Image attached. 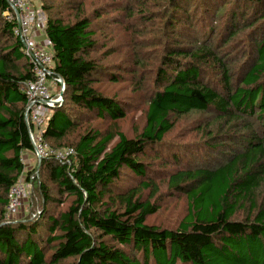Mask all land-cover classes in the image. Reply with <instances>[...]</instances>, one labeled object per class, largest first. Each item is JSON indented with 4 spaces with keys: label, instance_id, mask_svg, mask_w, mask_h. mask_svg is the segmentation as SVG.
<instances>
[{
    "label": "trees",
    "instance_id": "obj_1",
    "mask_svg": "<svg viewBox=\"0 0 264 264\" xmlns=\"http://www.w3.org/2000/svg\"><path fill=\"white\" fill-rule=\"evenodd\" d=\"M41 1L49 14L46 34L54 54L51 79L61 77L65 82L63 103L52 108L44 137L53 147H72L75 152L66 160L42 158L34 167L36 175L28 179L33 189L42 172L61 196L70 195L73 200L57 215L49 212L48 205L59 203L58 196L51 197L38 179L35 185L45 209L24 220L5 218L10 188L25 171L22 156L34 151L25 120V85L34 79V71L13 32L16 21L2 17L9 2L0 0V36L13 40L0 50V264H64L68 259H73L71 264H264V37L256 45L254 62L236 85L226 59L201 43L207 38L197 40L194 30L187 34L188 27H195L198 10L205 13L213 5L210 18L218 20L217 14L223 12L213 4L215 0H200L198 8L194 3L191 14L192 0H151L166 1L156 16L167 12L161 32L167 30L176 40L161 56L155 78L158 89L149 100L145 124L140 133L129 137L117 127V121L126 116L123 103L96 86L104 66L92 56L96 44L92 26L108 12L87 13L82 1L73 7L70 21L55 12L54 1L59 0ZM235 2H240L242 12L231 10L226 16L229 39L235 37L238 21L245 18L241 26L264 21V0ZM139 3L135 2L138 9L133 8L131 15L146 12ZM123 9L127 7L120 5L119 10ZM23 59L25 63L18 64ZM204 66L218 70L220 84L203 74ZM112 77L119 81L116 74ZM196 112H212L217 123L215 131L210 124L204 127L205 139L216 142L202 147L217 152L222 148L219 154L229 152L228 157L217 166L175 170L169 187L187 195V214L174 228L149 223L147 217L159 209L152 201L157 186L143 180L116 193V182L125 169L144 177L148 164L141 156L164 145L177 117ZM89 113L109 119L112 127L105 131L82 128L79 122ZM252 117L258 124L250 121ZM225 127L243 135L230 147L227 138H220L229 135ZM148 188L150 198L143 199L140 191ZM134 251L143 253L142 259Z\"/></svg>",
    "mask_w": 264,
    "mask_h": 264
},
{
    "label": "rangeland",
    "instance_id": "obj_2",
    "mask_svg": "<svg viewBox=\"0 0 264 264\" xmlns=\"http://www.w3.org/2000/svg\"><path fill=\"white\" fill-rule=\"evenodd\" d=\"M82 1L86 2L87 13L98 10L108 12L102 19H95L92 26L93 30H95L94 38L96 39L92 56L100 65L104 66V70L98 73L96 86L104 94L116 96L121 100L126 111V116L117 121V127L129 137H133L141 132L145 124V114L149 100L155 90L158 89L155 78L158 74V67L161 64V56L166 50H169V46L176 40L173 35L170 36L168 34L167 30L164 33L161 32L165 30L164 23L167 12L166 16H156V14L160 13L161 8L166 7V1L153 3L151 0H148L145 4L143 1L141 5L138 0H59V2L54 1L56 3L54 7L57 8L55 12L71 21L74 19L73 7ZM30 2L36 8H39L47 19L49 14L46 9H42V1L30 0ZM135 2L139 3L140 10L146 7V12L142 10L139 12V15H131L133 8L138 9ZM194 3L198 4V8L200 0H192V7L189 6L188 8L190 14ZM213 4L218 5L220 7L219 11L222 10L221 12H223L221 15L217 14L218 20L213 21L210 18L213 5L205 13H201L203 10H198L197 20L193 21L195 27L191 30L188 27L187 34L194 30L197 31L199 37L197 40L203 37L207 38L206 41L203 39L204 43H201L212 47L214 50L217 49L218 52H215L226 59L225 62H228L232 69L234 83L238 85L241 82L239 78L243 76L249 65L256 58V45L264 37V21L256 22L252 26L249 25L250 27L248 25L241 26L244 24L245 18L238 21V29L234 31L236 35L234 38L229 39L228 28L230 22L226 16L230 14L231 10L239 12L241 10L242 12L241 4L240 2L236 3L235 0H215ZM120 5L127 7V9L119 10ZM6 15L7 12L5 11L2 17L6 18ZM206 15H208V18H205ZM201 25L205 28V31H203ZM209 25L212 26L211 30L209 29L211 28ZM185 31L186 28L183 30L184 34ZM203 33H205V36H202ZM180 41V44L184 43L181 39ZM12 43L13 40L3 37V35L0 36V50L3 46ZM48 49H52V47ZM24 63V59L18 62L21 65ZM216 70L215 67L209 66H204L203 69V74H207V78L215 85L217 83L220 84L221 80L220 73ZM114 74H116L119 81H114L112 77ZM67 108L71 109V106L68 105ZM91 114L89 113V115ZM25 115V120L30 129L32 126L31 118H27V114ZM175 120V126L166 135L163 142L164 145L157 148L152 147L141 156V159L145 160L148 164V173L143 177L125 169L120 179L116 182L118 190H115L118 193L140 185L143 180L152 181L158 188V192L152 197V201H156L159 209L154 214L149 215L147 221L169 228L176 227L188 211L187 195L169 187L168 181L170 175L175 170L186 167L195 168L201 165L217 166L229 154V152L226 155L219 154V151L222 152V148L217 152L211 148L202 147L203 144L209 145L216 142L205 139L207 135L205 134L204 127L207 128L210 124L213 131L217 128V123L212 112H196L177 117ZM250 121L258 124L257 119L254 117L250 118ZM79 124L82 128L92 126L101 131L112 127L109 119L102 120L96 118L94 115L81 119ZM238 131L234 127H225L224 132L229 135H224L220 138H227V146L230 147L234 140L243 136ZM175 160H179V162ZM37 162L38 160L36 159L33 165H28L24 161L25 171L20 178L22 181H28V178L31 180V176L36 175L34 167ZM38 179H41V182L46 184L51 197L55 198L58 196L57 200H59V203H50L48 205L49 212H55L57 215L63 208L69 206L73 197L70 195L61 196L53 183L45 181L42 172L41 176L39 174ZM38 179L36 180L35 178L34 180L36 185ZM35 184L33 189L31 186L27 188L21 210L18 215L15 214L13 219L6 218L8 222L24 220L25 217H29L33 213L42 212L45 209V204L42 202V193L37 189ZM151 192L152 189L148 188L141 190L140 194L143 199H149ZM47 215L48 212H46L44 217ZM50 253L51 251L47 252V254ZM136 254L142 259L143 253L139 252ZM72 262L73 259H68L64 264H71ZM149 264L155 263L150 261Z\"/></svg>",
    "mask_w": 264,
    "mask_h": 264
},
{
    "label": "built area",
    "instance_id": "obj_3",
    "mask_svg": "<svg viewBox=\"0 0 264 264\" xmlns=\"http://www.w3.org/2000/svg\"><path fill=\"white\" fill-rule=\"evenodd\" d=\"M9 7L6 18L15 20L13 31L23 43V51L34 71V79L26 82L28 97L27 118H31L29 129L34 146V156L40 162L42 158L54 156L66 160L74 155V148H56L44 137L47 119L52 108L63 103L65 82L63 78H52L53 50L46 34V17L30 0H8ZM43 37V38H42ZM41 38V39H40ZM34 176H31V179ZM30 181L21 179L9 191V202L6 206L5 218L13 219L23 205L24 194L30 187Z\"/></svg>",
    "mask_w": 264,
    "mask_h": 264
},
{
    "label": "crops",
    "instance_id": "obj_4",
    "mask_svg": "<svg viewBox=\"0 0 264 264\" xmlns=\"http://www.w3.org/2000/svg\"><path fill=\"white\" fill-rule=\"evenodd\" d=\"M22 160H23V162L25 161L26 163H28V165H33V163L36 162V158L34 156V153H24L22 156Z\"/></svg>",
    "mask_w": 264,
    "mask_h": 264
},
{
    "label": "bare ground",
    "instance_id": "obj_5",
    "mask_svg": "<svg viewBox=\"0 0 264 264\" xmlns=\"http://www.w3.org/2000/svg\"><path fill=\"white\" fill-rule=\"evenodd\" d=\"M14 28V27H13ZM14 32V31H13Z\"/></svg>",
    "mask_w": 264,
    "mask_h": 264
}]
</instances>
